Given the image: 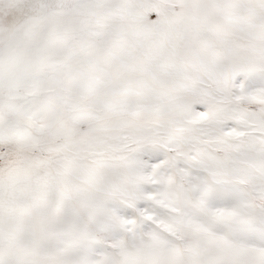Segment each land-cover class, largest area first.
Here are the masks:
<instances>
[{
	"label": "snow or ice",
	"instance_id": "1",
	"mask_svg": "<svg viewBox=\"0 0 264 264\" xmlns=\"http://www.w3.org/2000/svg\"><path fill=\"white\" fill-rule=\"evenodd\" d=\"M0 264H264V0H0Z\"/></svg>",
	"mask_w": 264,
	"mask_h": 264
}]
</instances>
